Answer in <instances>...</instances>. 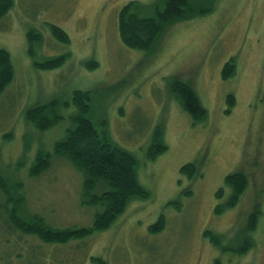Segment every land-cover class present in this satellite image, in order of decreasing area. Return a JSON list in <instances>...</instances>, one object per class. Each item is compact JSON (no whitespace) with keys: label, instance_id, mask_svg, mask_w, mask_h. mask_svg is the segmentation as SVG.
Segmentation results:
<instances>
[{"label":"rangeland","instance_id":"374dc122","mask_svg":"<svg viewBox=\"0 0 264 264\" xmlns=\"http://www.w3.org/2000/svg\"><path fill=\"white\" fill-rule=\"evenodd\" d=\"M130 1L154 0H12L0 20V49L14 68L0 95V175L22 184L18 215L56 228L93 224L95 208L82 204L83 175L53 154L69 122L39 132L25 120L29 108L67 100L75 89L93 93L88 117L95 125L105 121L111 140L135 156L147 192L108 228L64 244L14 228L0 192V264H264V0H213L210 13L168 25L149 53L119 39L118 12ZM49 24L68 34V45L51 35ZM30 29L41 35L34 59L27 53ZM62 53L69 56L55 69L34 65ZM90 60L98 63L93 70L85 67ZM228 61L235 72L223 79ZM168 79L193 89L207 111L203 122L193 125ZM156 127L167 148L149 161ZM39 149L52 153L50 166L30 176ZM187 163L196 166L192 178L180 171ZM234 173L244 174L247 188L234 207L215 213L232 194L225 178ZM255 211L256 229L248 233ZM160 216L163 229L150 232ZM245 239L253 246L241 254Z\"/></svg>","mask_w":264,"mask_h":264},{"label":"trees","instance_id":"16d2710c","mask_svg":"<svg viewBox=\"0 0 264 264\" xmlns=\"http://www.w3.org/2000/svg\"><path fill=\"white\" fill-rule=\"evenodd\" d=\"M212 2L213 0H154L144 4L139 1H130L118 12L119 39L129 49L149 53L168 25L210 13L213 9ZM11 6L12 0H0V20ZM48 29L59 43L69 44V36L62 28L49 24ZM26 38L27 53L34 59V48L40 44L41 35L36 30L30 29ZM68 56V53H62L40 62L34 61V65L38 69L52 70L62 65ZM97 66L98 63L94 60L85 63L88 70H93ZM234 72L232 61H228L222 68V78L227 79ZM13 77L11 56L6 50L0 49V95L11 84ZM166 84L169 93L177 100L181 109L191 117L193 125L206 119V109L187 83L178 79H168ZM92 99L91 91L75 89L67 100L54 98L47 104L29 108L25 113L27 123L39 132L47 131L64 120L69 122L63 137L54 142L53 154L67 159L83 175L82 204L95 208L91 227L56 228L38 216L29 219L20 217L18 210L25 201L22 184L12 183L0 175V192L5 197V212L9 223L24 234L36 236L43 243L64 244L71 239H82L93 231H102L125 210L131 199L145 198L147 195L138 180V162L135 156L111 140L105 121L95 125L88 117ZM228 104L232 106V97H228ZM63 111L70 112L63 115ZM166 148L163 143L162 129L156 127L146 151V158L154 161ZM51 154L39 149L29 175L37 176L47 170L50 166ZM180 171L188 178H192L196 173V166L193 163H187L180 168ZM225 184L231 188L232 194L227 202L215 207L214 212L218 214L234 207L247 188V180L242 173L228 175L225 178ZM97 189L100 193H96ZM221 197L222 188L217 193V198ZM256 218V211L248 216L246 223L248 233L255 231ZM164 222L163 216H160L150 226V232H160ZM207 235L206 232L205 236ZM210 239L213 244L220 247L219 241L211 234ZM247 240L245 239L246 247L239 251L241 254L246 253L253 246V241ZM93 261L99 262L96 259ZM215 264L219 262L215 261Z\"/></svg>","mask_w":264,"mask_h":264}]
</instances>
